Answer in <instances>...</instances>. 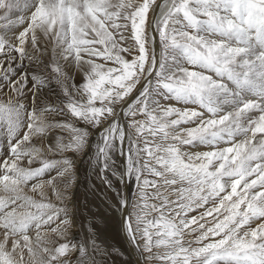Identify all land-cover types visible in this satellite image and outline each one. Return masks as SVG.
Returning a JSON list of instances; mask_svg holds the SVG:
<instances>
[{"label": "snow or ice", "instance_id": "1", "mask_svg": "<svg viewBox=\"0 0 264 264\" xmlns=\"http://www.w3.org/2000/svg\"><path fill=\"white\" fill-rule=\"evenodd\" d=\"M117 258L264 264V0H0V264Z\"/></svg>", "mask_w": 264, "mask_h": 264}, {"label": "bare ground", "instance_id": "2", "mask_svg": "<svg viewBox=\"0 0 264 264\" xmlns=\"http://www.w3.org/2000/svg\"><path fill=\"white\" fill-rule=\"evenodd\" d=\"M79 178L82 183L80 184V187H79L81 191L78 193V196L83 202L84 197L87 194V188L90 183V176L87 171L86 165H81ZM96 183H99V181H96ZM125 190L127 191V188L125 189L123 187L121 188V191H125ZM109 195H111V193H109ZM87 198L89 201L93 200L90 194L87 196ZM97 203H99V201H94L92 204H90V207L93 212L97 211V208L95 207V204ZM87 214H88L87 211H85L84 215L87 216ZM105 235H106L108 242L113 244L115 247H120L121 245L124 244L123 235L119 230V217L118 216H116L115 218L109 219L107 226H106ZM115 264H120L119 258L116 259Z\"/></svg>", "mask_w": 264, "mask_h": 264}, {"label": "rangeland", "instance_id": "3", "mask_svg": "<svg viewBox=\"0 0 264 264\" xmlns=\"http://www.w3.org/2000/svg\"><path fill=\"white\" fill-rule=\"evenodd\" d=\"M128 190V189H127ZM81 191V189L79 188V191H78V193ZM74 231H79V226H77V228L76 229H74Z\"/></svg>", "mask_w": 264, "mask_h": 264}, {"label": "water", "instance_id": "4", "mask_svg": "<svg viewBox=\"0 0 264 264\" xmlns=\"http://www.w3.org/2000/svg\"><path fill=\"white\" fill-rule=\"evenodd\" d=\"M126 191V190H125Z\"/></svg>", "mask_w": 264, "mask_h": 264}]
</instances>
